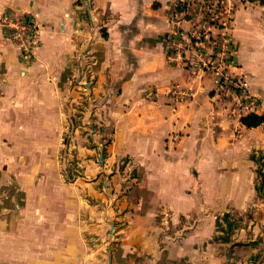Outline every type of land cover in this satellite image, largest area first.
I'll return each instance as SVG.
<instances>
[{
  "label": "crops",
  "instance_id": "1",
  "mask_svg": "<svg viewBox=\"0 0 264 264\" xmlns=\"http://www.w3.org/2000/svg\"><path fill=\"white\" fill-rule=\"evenodd\" d=\"M178 1L0 0L38 28L29 63L0 39V264H264V204L233 231L222 219L255 206L264 123L246 127L229 87L168 61L167 36L201 24ZM235 17V73L263 115L264 6Z\"/></svg>",
  "mask_w": 264,
  "mask_h": 264
},
{
  "label": "built area",
  "instance_id": "2",
  "mask_svg": "<svg viewBox=\"0 0 264 264\" xmlns=\"http://www.w3.org/2000/svg\"><path fill=\"white\" fill-rule=\"evenodd\" d=\"M223 4L224 0H215L212 5H203L201 7L202 22L199 26H195L190 31L182 29L167 36L166 40L172 46L167 59L169 62L186 66L198 76L205 73L214 74L220 87H234L231 88L235 90L239 98L246 101L247 107L250 104L253 106L256 101L249 92L246 76L235 73L238 68L237 50L230 32L233 15L226 10ZM189 8L190 5L178 3L175 15L188 12ZM9 25L19 32L21 43L17 45L22 55L33 58L38 40V28L34 18L30 15L24 16L18 21H9ZM84 67L89 70L90 65L86 64ZM80 68L79 76L72 83L73 87L81 91L83 101L88 102L89 105L94 104L95 108L96 98L92 93L93 82L87 75H81L83 66L79 62ZM171 94L183 93L173 89Z\"/></svg>",
  "mask_w": 264,
  "mask_h": 264
},
{
  "label": "rangeland",
  "instance_id": "3",
  "mask_svg": "<svg viewBox=\"0 0 264 264\" xmlns=\"http://www.w3.org/2000/svg\"><path fill=\"white\" fill-rule=\"evenodd\" d=\"M243 2H258L260 4L259 0H224L223 6L226 8V10L229 11V13H231L233 15L232 23H231V29L234 28V23H235V18H236L235 16H236V11L238 9V6H240L241 3H243ZM178 3L179 4L184 3V4H186V6L191 5L193 8H190V9L197 11V12L196 11L195 12L199 15L200 22H202L203 13H202L201 7L205 4L206 5L214 4L215 0H184V1H178ZM262 6H264V5H262ZM226 15H228V13ZM24 16H28V13L20 14L17 12H13V13L11 12L10 13L8 11L1 12L0 13V39L3 38L8 43L14 45L16 47V49L18 50V56H19L20 60L24 63H29V62L34 60V55L32 56L33 58H29V57L25 56V54L22 55L21 50L19 49V46L17 45V44L21 43V38L19 36V32L16 31L15 28H13L9 25V21H18V20L22 19ZM34 52H35V49H34ZM0 64H1V61H0ZM78 72H80V71H78ZM209 74L213 75L216 78V76L214 74H212V73H209ZM205 75H206V73L203 74L202 76L201 75L198 76L196 74L194 76L195 77L198 76V78L200 77L202 79ZM231 87H229V89L234 94L233 97L236 100V105H240L242 108V111H243L240 120L242 119V117H244L248 114H251V113L256 114V111L259 109L258 101H256V99L252 96L255 99L256 103L253 106L250 104L247 107L246 101L239 98L236 95L235 90L232 89L234 87H232V88ZM76 90L81 93V91L78 88H76ZM81 97H80V101L77 103L78 107H79L78 117L80 115H82L81 111H86L87 109H89V111H92L91 112V118H90V121H89L87 126L90 127L89 132H92V133H94L95 131L97 132L98 131V123L95 121V119H96L95 111L98 107V102H97L98 100L95 99L96 107L94 108V104L89 105V103L83 101ZM75 121H74V124H75ZM91 128H93V130ZM69 141H70V135L67 134L66 139H65V144L67 145V143H69ZM259 159H260V156H258V160ZM262 168H263V165L260 164L258 166V181H257V185H256V189L258 191V197L256 198V201L254 204L255 206L252 207V209L248 210L247 213H244L243 215L237 214V216L236 215L232 216L231 214H229L228 218H227V222H229V228H228L229 232L231 230L233 231L234 227L237 228L241 225H244L243 222H249V220H253L255 217L254 216V210L258 206L261 207V205L264 204V173L262 171ZM256 216H258V214H256ZM222 219L224 220V216L222 217Z\"/></svg>",
  "mask_w": 264,
  "mask_h": 264
},
{
  "label": "trees",
  "instance_id": "4",
  "mask_svg": "<svg viewBox=\"0 0 264 264\" xmlns=\"http://www.w3.org/2000/svg\"><path fill=\"white\" fill-rule=\"evenodd\" d=\"M259 2L261 5H264L263 0H259ZM241 122L243 125H245L248 128L258 127L264 123V115H258L255 113H251V114H248L242 117ZM228 215L229 214L224 215V221H227ZM217 225L218 227L220 226L219 219L217 221ZM228 227H229V223H228Z\"/></svg>",
  "mask_w": 264,
  "mask_h": 264
}]
</instances>
